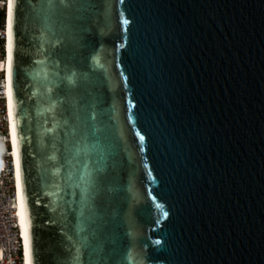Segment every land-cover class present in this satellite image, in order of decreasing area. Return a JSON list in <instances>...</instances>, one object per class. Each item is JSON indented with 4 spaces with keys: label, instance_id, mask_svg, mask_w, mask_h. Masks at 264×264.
<instances>
[{
    "label": "water",
    "instance_id": "1",
    "mask_svg": "<svg viewBox=\"0 0 264 264\" xmlns=\"http://www.w3.org/2000/svg\"><path fill=\"white\" fill-rule=\"evenodd\" d=\"M13 13L28 264H264V0Z\"/></svg>",
    "mask_w": 264,
    "mask_h": 264
},
{
    "label": "built area",
    "instance_id": "2",
    "mask_svg": "<svg viewBox=\"0 0 264 264\" xmlns=\"http://www.w3.org/2000/svg\"><path fill=\"white\" fill-rule=\"evenodd\" d=\"M0 60L4 59L5 6L0 0ZM0 70V264H25L24 240L17 217L15 173L9 122Z\"/></svg>",
    "mask_w": 264,
    "mask_h": 264
},
{
    "label": "snow or ice",
    "instance_id": "3",
    "mask_svg": "<svg viewBox=\"0 0 264 264\" xmlns=\"http://www.w3.org/2000/svg\"><path fill=\"white\" fill-rule=\"evenodd\" d=\"M13 7L14 0H7V13H6V35H7V47H6V60H7V72H6V109L7 116L9 120V131L12 137V147L13 155L18 156L17 148V124L14 122L15 116V103L13 99ZM16 195L19 200H21V211L17 213L20 217L21 227L24 228V231L21 233L24 240V255H25V264H28V261L32 259V249L30 245L29 235L25 223L24 215V205L21 197V171L19 159L16 160Z\"/></svg>",
    "mask_w": 264,
    "mask_h": 264
},
{
    "label": "bare ground",
    "instance_id": "4",
    "mask_svg": "<svg viewBox=\"0 0 264 264\" xmlns=\"http://www.w3.org/2000/svg\"><path fill=\"white\" fill-rule=\"evenodd\" d=\"M3 4L5 6V9H6V12H5V21H4V35H5V40H4V59L0 60V70L2 71V76L4 77L3 79V83H4V94H5V101H7V94H6V79H5V76H6V72H7V60H6V47H7V35H6V13H7V0H3ZM7 110V109H6ZM9 122V120H8ZM9 138H10V142H11V145H12V137H11V134H10V131H9ZM12 160H13V164L15 165L14 167V173H16V157L13 155V147H12ZM15 186H16V182H15ZM16 201H17V210H16V213L20 212L21 211V200H19L17 198V195H16ZM18 217V220H19V224L21 226V222H20V217L17 215ZM22 232L24 231V228H22ZM26 259V258H25Z\"/></svg>",
    "mask_w": 264,
    "mask_h": 264
},
{
    "label": "trees",
    "instance_id": "5",
    "mask_svg": "<svg viewBox=\"0 0 264 264\" xmlns=\"http://www.w3.org/2000/svg\"><path fill=\"white\" fill-rule=\"evenodd\" d=\"M1 12H2V11L0 10V16H1V14H2Z\"/></svg>",
    "mask_w": 264,
    "mask_h": 264
}]
</instances>
